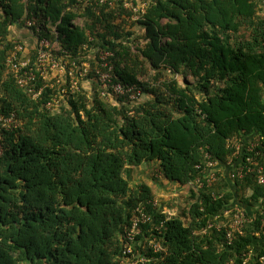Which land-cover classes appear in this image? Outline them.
I'll return each mask as SVG.
<instances>
[{
    "label": "trees",
    "instance_id": "16d2710c",
    "mask_svg": "<svg viewBox=\"0 0 264 264\" xmlns=\"http://www.w3.org/2000/svg\"><path fill=\"white\" fill-rule=\"evenodd\" d=\"M64 9L63 0H0V264H259L264 185L235 167L250 143L264 165V0H152L137 21L114 8L83 26L65 15L60 61L94 67L83 44L97 29L92 45L113 52L115 81L136 100L103 94L93 71L19 83L9 59L26 43L25 19L36 15L50 37ZM236 139L244 149L232 161ZM206 153L219 162L217 181L196 188ZM144 162L157 164L154 186L130 181ZM172 183L189 194L168 212L156 189ZM238 202L250 220L231 244L225 226L203 231ZM139 207L149 218L129 242Z\"/></svg>",
    "mask_w": 264,
    "mask_h": 264
},
{
    "label": "built area",
    "instance_id": "2783aa9c",
    "mask_svg": "<svg viewBox=\"0 0 264 264\" xmlns=\"http://www.w3.org/2000/svg\"><path fill=\"white\" fill-rule=\"evenodd\" d=\"M152 0H63L65 9L59 19L54 21L53 30L50 31V37H54L55 40L51 39L48 36H40L41 26L38 22L37 16L32 15L25 19L22 30L26 31L28 37L32 39V44H18L13 51L12 57L9 59V63L16 69L17 72H23L24 75L18 77L19 83L22 86L29 85L32 81L36 80V72H40L42 76H47L50 71L54 74L63 73L69 70V74L72 77H76L78 73L79 77H87L92 71L94 75L98 78L99 84L101 85L103 94L112 91L118 95H125L130 93V98L132 100L137 99V95L132 93L133 86L116 82L117 74L113 64L109 62V58L113 56V52L105 50L100 46H93L92 42L96 41V35L98 30H88L87 41L83 44L84 51L92 58H96V64L94 67L91 66L90 61H86L79 65H72L68 67L67 63L60 61L57 57L54 50L56 49V43L59 41V33L57 27L61 25L65 15L74 14L73 19L70 21L75 26H83L87 20L91 18V14L97 16L100 20L104 19L106 13L111 9H118L119 13L121 11H131V17L127 19L132 21H137L139 18V12L145 11L150 5ZM116 22H120L121 18L115 19ZM48 26H51L49 24ZM35 29V31L33 30ZM32 51L35 52V62L32 66L33 55ZM22 54L20 58L19 54ZM20 58V61L18 59ZM17 60V61H16ZM35 66V67H34ZM37 67V68H36ZM78 81L73 79L71 88L77 86ZM63 92L65 90H62ZM40 93V92H39ZM39 93H36L35 96H38ZM53 104H50L51 107ZM58 106V101L57 105ZM52 108V107H51ZM7 124H10L13 121V116L6 119ZM232 148V161L235 158H240L243 144L241 140H232V144H229ZM247 154L245 153L242 156V159L236 163V174L240 177L247 175L248 173H254L256 175V181L260 185H264V165L257 158V155L260 154L259 151H256L257 143H250L244 146ZM206 164L205 166L198 165V168L203 171L205 174V181L197 178L195 181H190L189 185L195 186L196 188H203L205 183L207 186L211 187L217 181V172L220 170L219 162L211 158V155L206 153ZM251 189L249 188V193ZM214 198H217L214 196ZM157 203V201H156ZM138 215L135 217L132 224V228L128 231V239L134 241L135 235L140 232L139 223L146 222L148 216L144 212V208H138ZM224 216L226 218L225 222H215L209 221L204 227L203 231L206 232L210 229L220 230L223 226L227 227V239L228 243L231 244L235 234H243L244 228L250 220V215L248 208L238 202L232 204V206L227 207L224 211ZM261 222L264 225V208L260 211ZM219 215H216L215 218L218 219ZM156 250H160L161 246L158 243L153 244ZM132 245L128 244L125 252H132ZM144 260V259H143ZM249 257L246 262L248 263ZM257 263L264 264V255L260 256L257 260ZM233 264V261H232Z\"/></svg>",
    "mask_w": 264,
    "mask_h": 264
},
{
    "label": "rangeland",
    "instance_id": "374dc122",
    "mask_svg": "<svg viewBox=\"0 0 264 264\" xmlns=\"http://www.w3.org/2000/svg\"><path fill=\"white\" fill-rule=\"evenodd\" d=\"M155 166H157V164L152 163V162H149V163L144 162L140 167L135 168L130 171V175H128L130 178V181L134 183L135 182H146L154 186L156 183L151 179V175L153 174L152 169H154ZM155 171L156 173H158L157 170ZM156 177L158 178L159 176H156ZM184 193L189 194L186 188L178 186L177 184H173V183L169 185L168 188H166L165 185L164 187L159 185L158 188L156 189V197H158V199L160 200V203H162L164 206L167 203L166 209L168 212L174 210L175 204H177V202L182 200L181 195H183Z\"/></svg>",
    "mask_w": 264,
    "mask_h": 264
},
{
    "label": "crops",
    "instance_id": "0c3cea01",
    "mask_svg": "<svg viewBox=\"0 0 264 264\" xmlns=\"http://www.w3.org/2000/svg\"><path fill=\"white\" fill-rule=\"evenodd\" d=\"M19 34H20V32H19ZM25 38L27 39L26 43H29V45H31L32 44V39L30 37H28L27 34L25 35Z\"/></svg>",
    "mask_w": 264,
    "mask_h": 264
}]
</instances>
